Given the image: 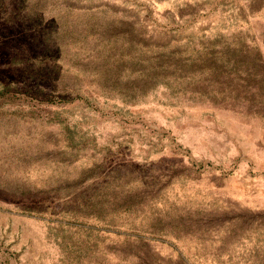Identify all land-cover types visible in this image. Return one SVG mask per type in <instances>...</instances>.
Instances as JSON below:
<instances>
[{"label":"rangeland","instance_id":"rangeland-1","mask_svg":"<svg viewBox=\"0 0 264 264\" xmlns=\"http://www.w3.org/2000/svg\"><path fill=\"white\" fill-rule=\"evenodd\" d=\"M0 264H264V0H0Z\"/></svg>","mask_w":264,"mask_h":264}]
</instances>
